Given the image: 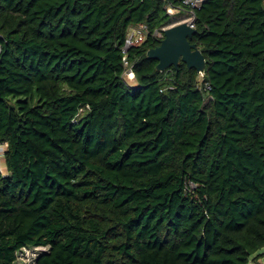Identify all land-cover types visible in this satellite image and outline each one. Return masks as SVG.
I'll return each instance as SVG.
<instances>
[{
	"label": "trees",
	"instance_id": "16d2710c",
	"mask_svg": "<svg viewBox=\"0 0 264 264\" xmlns=\"http://www.w3.org/2000/svg\"><path fill=\"white\" fill-rule=\"evenodd\" d=\"M165 5L0 0V264L24 247H47L35 264H248L264 247V0L195 10L203 76L146 56Z\"/></svg>",
	"mask_w": 264,
	"mask_h": 264
},
{
	"label": "water",
	"instance_id": "95a60500",
	"mask_svg": "<svg viewBox=\"0 0 264 264\" xmlns=\"http://www.w3.org/2000/svg\"><path fill=\"white\" fill-rule=\"evenodd\" d=\"M197 32L186 22L169 26L164 30V37L159 45L146 52L148 58L156 59V68L164 71L170 66L176 67L180 61L188 68H194L198 73L203 72L205 58L201 50L190 39Z\"/></svg>",
	"mask_w": 264,
	"mask_h": 264
},
{
	"label": "built area",
	"instance_id": "2783aa9c",
	"mask_svg": "<svg viewBox=\"0 0 264 264\" xmlns=\"http://www.w3.org/2000/svg\"><path fill=\"white\" fill-rule=\"evenodd\" d=\"M174 1L176 2L174 3L172 0H166V12L171 16L180 15V18L174 23H172L171 21L169 24L164 25L161 28L155 29L152 35L157 39H162L164 37V30L174 24L186 22L191 27L195 28V10L200 8V6L207 0ZM147 33L148 28L145 24L131 26V29L125 39L124 45L122 46V51L124 53L123 60L125 65L124 78L127 77L130 80L134 79L133 64L128 63L125 56L127 49L133 45H138L139 43H141L145 39ZM200 76H203L202 72L200 73ZM206 88H209V85L206 84Z\"/></svg>",
	"mask_w": 264,
	"mask_h": 264
},
{
	"label": "rangeland",
	"instance_id": "374dc122",
	"mask_svg": "<svg viewBox=\"0 0 264 264\" xmlns=\"http://www.w3.org/2000/svg\"><path fill=\"white\" fill-rule=\"evenodd\" d=\"M180 15H174L171 19L172 23L176 22L179 20ZM125 80L127 83H132L135 84V80H130L127 77H125ZM6 144L4 145H0V168L2 171L5 172L4 170V165L2 163V153L3 150L5 148ZM47 250V247H24L21 248L20 250H18L16 252V260H15V264H35V260L37 258V256L43 252ZM259 254V258L258 260L254 258L255 255ZM248 264H264V247H262L261 249H259L257 252H255L251 257H250V261Z\"/></svg>",
	"mask_w": 264,
	"mask_h": 264
}]
</instances>
